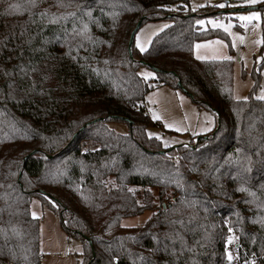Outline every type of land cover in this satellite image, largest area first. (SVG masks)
<instances>
[{"label": "trees", "instance_id": "1", "mask_svg": "<svg viewBox=\"0 0 264 264\" xmlns=\"http://www.w3.org/2000/svg\"><path fill=\"white\" fill-rule=\"evenodd\" d=\"M221 12L190 0H0V264H41L33 197L81 241V264H231L230 233L240 259L264 264L259 74L235 99L231 59L193 55L195 42L225 36L197 18ZM160 19L169 25L130 56L138 21ZM160 85L215 114L208 138L164 147L149 136L160 124L145 97ZM153 208L143 225H120Z\"/></svg>", "mask_w": 264, "mask_h": 264}, {"label": "rangeland", "instance_id": "2", "mask_svg": "<svg viewBox=\"0 0 264 264\" xmlns=\"http://www.w3.org/2000/svg\"><path fill=\"white\" fill-rule=\"evenodd\" d=\"M230 5L224 8L219 5ZM215 5L220 8L221 14L199 17L197 21L199 28H213L221 30L223 38H213L194 43L193 55L205 57L199 60H221L230 57L232 61V95L235 99H245L253 86L252 73L259 74V84L254 91V97L264 100V0H256V3H248L247 0H190V8L197 9L200 6ZM244 7H253L243 9ZM258 13V18L241 20V16H250ZM169 20H146L138 28L134 35V45L137 50V38L144 51L150 42L162 31ZM227 28V31H225ZM202 45L196 48V45ZM138 73L145 79L147 73H152L149 80L155 76L151 68L140 66ZM145 113L160 126L147 128V133H152L159 139L164 147L187 145L192 136L208 135L216 125L215 114L206 107H198L193 100L182 90L172 89L166 85H160L150 90L145 97ZM153 113L160 119H153ZM165 124L171 127H165ZM109 126L118 133H126L129 125L124 121H111ZM180 128L181 131L176 129ZM196 138L193 139L195 143ZM155 205L160 204L156 191H153ZM162 206L165 203H161ZM165 207V206H164ZM156 208L145 210L141 214L122 218V227H133L143 225L156 212ZM31 214L35 213L39 219V248L41 253V264H81L83 259L82 243L77 238H68L61 219L57 213L49 207L41 205L38 198L33 197L30 203ZM232 238L229 241V238ZM238 242L236 235L230 233L226 255L230 253L231 264H249L239 258L236 248Z\"/></svg>", "mask_w": 264, "mask_h": 264}, {"label": "snow or ice", "instance_id": "3", "mask_svg": "<svg viewBox=\"0 0 264 264\" xmlns=\"http://www.w3.org/2000/svg\"><path fill=\"white\" fill-rule=\"evenodd\" d=\"M247 2L254 4V3H256V0H247ZM33 3H34V0H33ZM224 6H225L224 4L219 5V7H224ZM12 7L15 8L17 6L16 5H13ZM258 17H259V14L258 13H252L250 16H241V17H239V19H241V20H251L253 18H258ZM197 23L198 24H203L204 21H197ZM164 27H167V25H165ZM225 31H227V28H225ZM136 46L140 49L141 52L144 51V48L140 44L139 37L137 38V45ZM201 47H202V45H200V44H197L196 45V48H201ZM225 58L231 59L230 57H225ZM197 59H205V57L197 56ZM144 75H145V79H147L148 77H150L152 75V73H147V74H144ZM262 98H264V97H262ZM153 119H160V117L157 116L155 113H153ZM165 127H171V125L165 124ZM176 130L177 131H181L182 129L177 128ZM152 135H153L152 133H149V136H152ZM157 138H159V137H157ZM130 191H131V189H130ZM32 215L35 218L36 214L33 213ZM231 239L232 238L230 237L229 238V241H231ZM228 258H229V260L232 259V256H231L230 253L228 254Z\"/></svg>", "mask_w": 264, "mask_h": 264}, {"label": "water", "instance_id": "4", "mask_svg": "<svg viewBox=\"0 0 264 264\" xmlns=\"http://www.w3.org/2000/svg\"><path fill=\"white\" fill-rule=\"evenodd\" d=\"M250 8H253V7H244L243 9H238V8H236V9H233L234 11H237V10H244V9H250ZM222 12H227V11H222ZM141 26V21H138V23L135 25V27L132 29V31H131V33H130V37H129V41H128V52H129V55L131 56V47H132V44H133V41H134V35H135V33H136V31L138 30V28ZM178 83V85H180V82L178 81L177 82ZM218 122H219V120H218ZM131 124V123H130ZM217 128V127H216ZM216 130V129H215ZM215 130L213 131V132H215ZM213 134V133H212ZM208 138V135H205V136H198V137H196V140H195V143L194 144H192V145H190V144H187L188 146H194L196 143H197V141L200 139V138ZM174 147H176V146H174ZM163 152V151H162ZM26 158V157H25ZM165 205H163V207H164Z\"/></svg>", "mask_w": 264, "mask_h": 264}]
</instances>
